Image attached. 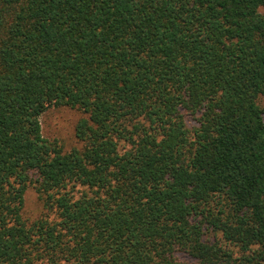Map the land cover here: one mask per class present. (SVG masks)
Masks as SVG:
<instances>
[{
    "label": "trees",
    "instance_id": "16d2710c",
    "mask_svg": "<svg viewBox=\"0 0 264 264\" xmlns=\"http://www.w3.org/2000/svg\"><path fill=\"white\" fill-rule=\"evenodd\" d=\"M261 97L264 0H0V264H264Z\"/></svg>",
    "mask_w": 264,
    "mask_h": 264
},
{
    "label": "rangeland",
    "instance_id": "374dc122",
    "mask_svg": "<svg viewBox=\"0 0 264 264\" xmlns=\"http://www.w3.org/2000/svg\"><path fill=\"white\" fill-rule=\"evenodd\" d=\"M259 102L264 106V97H261ZM82 117L83 114L75 109L51 107L40 118L42 134L49 140L59 141L64 150H71L79 146L75 139V125ZM185 122L189 128L194 125L189 118H186ZM24 211L26 217L31 219L38 217L42 212V204L33 187L26 191Z\"/></svg>",
    "mask_w": 264,
    "mask_h": 264
}]
</instances>
